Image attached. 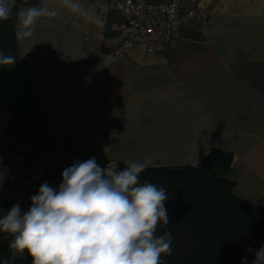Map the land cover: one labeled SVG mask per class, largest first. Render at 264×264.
<instances>
[{"label":"crops","instance_id":"1","mask_svg":"<svg viewBox=\"0 0 264 264\" xmlns=\"http://www.w3.org/2000/svg\"><path fill=\"white\" fill-rule=\"evenodd\" d=\"M103 1L78 0L85 19L47 0L57 15L17 39L24 68L0 80L3 199L27 211L41 184L58 188L38 177L49 158L69 163L90 141L108 171L132 161L195 166L219 149L232 157L235 193L263 207L264 0H186L209 13L205 27L183 25L164 53L138 44L119 58L124 16L107 10L98 18Z\"/></svg>","mask_w":264,"mask_h":264},{"label":"clouds","instance_id":"2","mask_svg":"<svg viewBox=\"0 0 264 264\" xmlns=\"http://www.w3.org/2000/svg\"><path fill=\"white\" fill-rule=\"evenodd\" d=\"M59 4L88 19L78 0ZM15 5L16 0H0V21L12 18ZM15 15L20 40L33 35L40 18L55 17L57 11L43 0ZM15 63L16 57L0 51V67ZM147 166L132 161L121 171H108L93 157L65 168L58 188L41 184L27 211L17 203L0 215V233L12 237V255L26 251L32 264H164L162 256L172 252V234L156 233L170 222L168 194L154 183H140ZM246 252L254 255L253 264H264V245ZM0 264L9 260L0 259ZM241 264H248L247 256Z\"/></svg>","mask_w":264,"mask_h":264},{"label":"trees","instance_id":"3","mask_svg":"<svg viewBox=\"0 0 264 264\" xmlns=\"http://www.w3.org/2000/svg\"><path fill=\"white\" fill-rule=\"evenodd\" d=\"M38 2L16 0L12 18L0 21V51L16 57L14 65L0 67V80L24 68L15 34V13ZM231 162L230 154L214 149L195 166H153L139 174L140 183H154L168 194L165 207L170 222L160 225L156 233L172 234V252L162 256L164 264H236L250 254L246 252L249 246L256 250L264 243V206L255 207L235 193V181L228 176ZM99 165L106 167L102 162ZM126 167L118 162L115 171ZM10 208L0 194V215ZM11 238L0 233V259L7 258L9 264H32L31 257L12 255L8 247Z\"/></svg>","mask_w":264,"mask_h":264},{"label":"built area","instance_id":"4","mask_svg":"<svg viewBox=\"0 0 264 264\" xmlns=\"http://www.w3.org/2000/svg\"><path fill=\"white\" fill-rule=\"evenodd\" d=\"M107 10H117L124 16V21L119 26L120 40L113 50L117 58L129 56L138 44H143L149 55L164 53L177 39L178 31L183 25L198 22L201 27H205L209 21L208 12L200 7L187 6L186 0H161L156 5H149L145 0H104L98 6V18H102ZM102 35L101 31L99 37L102 38ZM84 148L82 155L72 154L69 163L49 158L46 171L40 172L38 177L47 175L59 186L65 168L76 161L95 158L90 141L85 143ZM96 162L100 164L97 159ZM31 189L34 190L35 185Z\"/></svg>","mask_w":264,"mask_h":264}]
</instances>
